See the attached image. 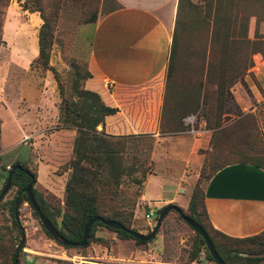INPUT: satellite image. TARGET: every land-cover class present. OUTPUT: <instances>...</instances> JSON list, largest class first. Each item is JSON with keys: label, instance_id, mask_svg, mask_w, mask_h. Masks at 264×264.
<instances>
[{"label": "rangeland", "instance_id": "374dc122", "mask_svg": "<svg viewBox=\"0 0 264 264\" xmlns=\"http://www.w3.org/2000/svg\"><path fill=\"white\" fill-rule=\"evenodd\" d=\"M255 1L180 0L173 83L162 130L157 137L141 135L133 138L125 156V165H132L133 168L129 176L122 179L119 190L136 204L133 214L138 208V213L135 218L133 216L131 223L133 230L140 229L138 225H143L146 221L144 215L148 209L140 202V196L143 193L144 182L150 174L156 173L162 180L174 183L183 172L180 194H183L181 197L183 204L202 169L206 174L210 171L211 165L232 164L241 161L242 157L252 155H257L264 165V96L256 102L243 98L247 104L246 107L241 105L240 107L230 92L235 85L241 91L245 90L244 76L241 81L235 82L229 88L232 99L224 97L219 114L214 95L215 87L205 84L203 90H200L204 93L207 103L213 107L210 116L215 120V115H219L221 124H227L225 127L229 126L234 118H238L239 114L248 116L244 119L246 125L244 123V126L240 127L242 131L237 136H226L222 132L213 138L212 130L207 129L203 118L204 110L189 112L187 109V103L197 91L198 80L201 79L203 82L202 51L206 52L207 49L209 35L207 25L209 29L213 12L218 10L220 25L228 28L229 35L233 32V27L238 29L239 25L243 24L245 27L243 36L246 39L252 40L255 36L264 38V0H259L258 4ZM23 6L29 10H23ZM113 7L111 0H9L2 17L0 190L3 187L5 167H10L14 162L23 164L34 175L32 189L47 204L49 214L57 228H60L63 187L68 176L66 168L71 160L69 158L75 133L73 130L56 129L54 111H57L60 99L52 73L41 69L33 62L37 55L36 35L41 19L39 13L31 11L39 9L44 16L53 21L48 65L56 72L58 82L65 94H68L71 67L75 65L79 70L86 67L92 27L89 18L95 14L97 20ZM230 52L232 51L228 49L227 53ZM212 54L214 55L213 52ZM255 56L259 58L254 55L252 61ZM7 72H12L14 79L22 78L27 86L44 85L47 101L42 131L19 132L8 115H3L6 110L4 101L8 99L7 91L4 89L5 79L8 84L11 82V75ZM45 73L49 77L48 81L43 80ZM24 94L28 100L33 95L27 88L24 89ZM63 132L73 133L72 137L65 140L60 134ZM25 136L29 137L26 144L22 142ZM177 136H182L180 139L183 140H177ZM193 142L196 144L194 150L189 145ZM173 146L177 150H172ZM173 151L185 152L189 164L182 169V162L186 158L172 157ZM153 153L158 155L154 163L151 159ZM133 179L140 182L135 183ZM15 192V187L10 188L0 200V241L8 240L9 244L17 248L22 239L23 247L17 254L19 264H213L207 259L202 248L196 260L190 262L194 233L174 212L166 214L155 234V239L144 245H136L132 239H120L110 230L97 227L94 238L99 239L98 241L93 240L86 247H63L45 233L31 207L22 202L17 210V222L23 234L19 237L17 230L12 226L9 214V202ZM154 192V189L149 191L151 194ZM185 209L181 210L185 212ZM124 210H128V206H125ZM157 210H151L153 215H156ZM149 223L147 230L141 234H146L152 229L154 220L150 219ZM238 255L244 259L256 258L258 264H264V243L262 247L254 248L250 255ZM2 258L6 259L7 256L0 254V261Z\"/></svg>", "mask_w": 264, "mask_h": 264}, {"label": "trees", "instance_id": "16d2710c", "mask_svg": "<svg viewBox=\"0 0 264 264\" xmlns=\"http://www.w3.org/2000/svg\"><path fill=\"white\" fill-rule=\"evenodd\" d=\"M111 1L114 7L110 11H113L117 6L113 0ZM178 2L180 4V0H178ZM255 2L258 4L259 0ZM8 3L9 0H0V30L2 26V17ZM23 10L29 9L23 6ZM31 12L39 13V18L41 19V24L36 35L37 55L33 62L41 69L45 71L48 70L52 73L60 99L57 107L56 129L73 130L75 133L71 147V160L68 162L66 168L68 170V176L63 187V209L61 211L60 228L56 227L55 222L51 218L47 204L41 199L40 195L32 189V195L37 207L59 234L70 243H78L81 241L83 227L86 222L93 217L101 218L103 221L116 222L125 229L135 231L133 230L134 228L132 229L131 223L133 220V210L136 204L123 195L119 190V186L122 179L128 177L133 168L132 165H125L124 162L126 159V152L129 146L132 145V139L137 136H110L105 135L101 131H97L96 128L98 126H103L104 117L113 115L116 109L107 107L96 93L84 89L83 82L90 77L86 67L82 70H79L75 65L71 67V79L67 88L68 94H65L63 87L58 82L56 72L48 65L52 45L53 21L44 16L39 9H34ZM178 12L179 5L177 6V20ZM218 17V10H216L213 12V20L209 29L207 25L209 33L207 49H205L206 52L204 50L202 51L201 72L203 75V82H201V79L198 80L197 91L190 100L188 99L189 102L187 103L189 112H196L201 109L204 110L203 118L206 122L207 129L212 130L211 135L213 138H216L217 135H220L222 132L226 134V136H237L238 133L242 131L240 127H243L244 123L246 125L244 119L248 117L247 115L239 114L238 118H234L229 126L225 127L227 124H221L219 115L217 114H219L220 108L223 107L224 97L230 100L232 99L229 88L235 82L241 81L246 72L253 67L252 56L257 55L260 59H264V38L255 36L252 40L246 39V37L243 36L245 33L243 24H240L238 29L233 27V32L229 35L228 28L224 25V27L220 25L221 19ZM95 20L96 16L92 14L89 18V23H94ZM176 33L175 22L171 41V51L165 74V84L158 125L159 133L162 130L161 126L165 120L164 116L167 113L172 89ZM2 44L3 41L0 37V45ZM228 49L232 52L227 53ZM205 84L215 87L214 95L217 103L216 108L218 109L215 120L210 116L213 107L207 103L204 93L200 92V90H203ZM234 164L249 165L264 172V165L257 155L242 157L241 161L232 164L211 165L210 171L206 174L203 172V169L199 173L198 179L190 192L185 212L179 207L177 208L185 217L202 228L222 263L258 264L256 258L244 259L239 257L238 254L250 255L253 253L254 248L262 247L264 243V230L256 235L245 238L228 237L211 227L203 205V186L205 182L211 179L214 174L222 168ZM15 166L20 169L14 170L10 179L8 190L15 187L16 192L9 202V214L12 226L17 230L19 237H22L23 234L17 222V210L18 206L22 202L27 203V200L24 194H21L17 198L16 204H14V200L17 193L29 183V178L24 174V171L28 172L33 178L34 175L30 173L23 164L14 162L7 171L4 170L2 186L5 183L6 175ZM133 181L135 183L140 182L135 179H133ZM125 206H128V210H124ZM167 206L170 205L161 207L156 211V215H154L155 217L153 219L154 221L162 209ZM33 214L37 218L34 211ZM97 227L108 229L103 226L102 223L94 222L91 225L84 247L93 240H99L94 238V232ZM108 230L120 237V239H132L122 231ZM154 239L155 235L147 242H140L134 239H132V241L136 245H144ZM8 242L10 241H0V254L7 256L6 259H1L0 264H19L18 258L14 261V254L16 251V248H14L15 245H11ZM22 247L23 246H21V248ZM201 248L204 250L207 259L213 262L204 247L202 239L196 233H194V240L192 242L190 262L196 260Z\"/></svg>", "mask_w": 264, "mask_h": 264}, {"label": "crops", "instance_id": "0c3cea01", "mask_svg": "<svg viewBox=\"0 0 264 264\" xmlns=\"http://www.w3.org/2000/svg\"><path fill=\"white\" fill-rule=\"evenodd\" d=\"M113 1L117 7L92 23L86 59L90 77L83 82V87L96 93L104 105L116 109L113 115L104 117L98 131L110 136L157 137L165 74L180 4L178 0ZM177 35L178 31L176 43ZM8 74L11 82L8 84L5 79L8 99L4 101L3 115H8L19 132L42 131L47 101L44 85L27 86L22 78L18 83L16 76L17 81H13L12 72ZM48 78L45 73L43 80L48 81ZM243 84L244 91L237 85L230 91L238 106L246 107L243 98L256 102L264 96V59L254 57L253 67L244 75ZM25 88L33 93L30 100L24 94ZM54 113L56 118L57 111ZM60 134L66 140L73 133ZM177 138L183 140L182 136ZM189 145L194 150L196 144ZM172 150L177 149L173 146ZM173 152L172 157L186 158L182 169L189 164L185 152ZM155 157L158 155L153 153V163ZM196 159L199 161L198 157ZM183 178L182 172L178 180L171 183L156 173L148 175L140 196L147 213L166 205L185 209L189 197L181 203ZM151 189L155 191L153 194L149 193ZM203 193L204 209L214 230L232 238H245L264 230L263 171L244 164L226 166L205 182ZM137 213L138 208L134 218ZM149 225L146 220L136 231L144 233Z\"/></svg>", "mask_w": 264, "mask_h": 264}, {"label": "water", "instance_id": "95a60500", "mask_svg": "<svg viewBox=\"0 0 264 264\" xmlns=\"http://www.w3.org/2000/svg\"><path fill=\"white\" fill-rule=\"evenodd\" d=\"M19 169H20L19 167L15 166L6 175L5 183H4L3 187L0 190V199L3 198L5 193L8 191L12 172L14 170H19ZM24 174L29 178V183L17 193L16 198L14 200V204L17 203V198L21 194H24L28 205L31 207V209L36 214L37 219H38L41 227L43 228V230L51 237V239L56 244H58L60 246H63V247H84L85 244H86V240L88 238L89 232H90L91 225L94 222L102 223L103 226H105V227H107L108 229H111V230L122 231V232H124L125 234H127L128 236H130L134 240H137V241H140V242H147V241L151 240L154 237V235H155L156 231L158 230V228L160 226V223H161L162 219L164 218V216L169 211H172V212L176 213L178 215V217L187 226H189L194 233L199 235V237L202 239V241L204 243V247L207 250L209 256L211 257L213 263L214 264H224V263H222V261L216 255L214 249L212 248V246H211L206 234L202 230V228L200 226H198L197 224H195L193 221L189 220L187 217H185L181 213V211L174 205H170V206H167V207L162 209V211L156 216L155 221H154V225H153L152 229L149 231L148 234H141V233L132 231L130 229H125L120 224H118L116 222L103 221L101 218L93 217V218L89 219L86 222V224L84 225L83 230H82V239H81V241L78 242V243H70L67 240H65L59 234V232L51 225V223L40 212V210L37 207V204H36V202H35V200L33 198V195H32V187L34 185L35 179L26 171H24ZM22 242L23 241L21 239L18 247L16 248V251H15V254H14V261H16L17 253H18V250L22 246Z\"/></svg>", "mask_w": 264, "mask_h": 264}, {"label": "built area", "instance_id": "2783aa9c", "mask_svg": "<svg viewBox=\"0 0 264 264\" xmlns=\"http://www.w3.org/2000/svg\"><path fill=\"white\" fill-rule=\"evenodd\" d=\"M28 140H29V137H27V136H25V137H23V139H22V142L24 143V144H26V143H28ZM9 169V167L7 166V167H5V171H7ZM154 215H153V213L152 212H148V213H146L145 215H144V218H145V220H150V219H154Z\"/></svg>", "mask_w": 264, "mask_h": 264}, {"label": "flooded vegetation", "instance_id": "af4514ba", "mask_svg": "<svg viewBox=\"0 0 264 264\" xmlns=\"http://www.w3.org/2000/svg\"><path fill=\"white\" fill-rule=\"evenodd\" d=\"M23 188H24V187H23ZM23 188H22V189H23Z\"/></svg>", "mask_w": 264, "mask_h": 264}]
</instances>
